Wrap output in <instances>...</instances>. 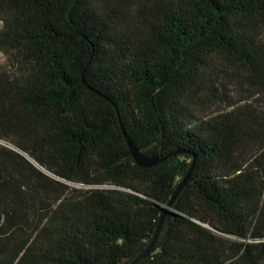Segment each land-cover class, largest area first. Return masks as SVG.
<instances>
[{
    "label": "trees",
    "instance_id": "1",
    "mask_svg": "<svg viewBox=\"0 0 264 264\" xmlns=\"http://www.w3.org/2000/svg\"><path fill=\"white\" fill-rule=\"evenodd\" d=\"M0 54V264L131 263L192 163L137 264H264V0H0Z\"/></svg>",
    "mask_w": 264,
    "mask_h": 264
},
{
    "label": "rangeland",
    "instance_id": "2",
    "mask_svg": "<svg viewBox=\"0 0 264 264\" xmlns=\"http://www.w3.org/2000/svg\"><path fill=\"white\" fill-rule=\"evenodd\" d=\"M235 75L228 73L221 76L216 85V97L203 94L195 100L194 106L199 110L200 116H213L244 105L258 106L257 96Z\"/></svg>",
    "mask_w": 264,
    "mask_h": 264
},
{
    "label": "water",
    "instance_id": "3",
    "mask_svg": "<svg viewBox=\"0 0 264 264\" xmlns=\"http://www.w3.org/2000/svg\"><path fill=\"white\" fill-rule=\"evenodd\" d=\"M124 136H125V140L127 143V146L129 148V151L131 153V156L133 158V160L135 161V163L142 167V168H149L152 166L157 165L159 162H161L163 160V158L161 157H146L143 156L141 154V152L137 149L136 145L134 144V142L127 136L125 129L122 127ZM28 160L33 163L34 165H36L30 158H28ZM193 169V163L191 164L190 169L188 170L187 174L185 175V177L183 178V180L181 181V183L179 184V186L176 188L173 196L171 197V199L169 200V202L163 207V211L161 213L159 222L156 226V229L154 231V233L152 234L150 240L148 241L145 249L143 250V252L137 257L135 258L131 263L129 264H137L139 261H141L142 259L148 257L154 250V246L155 243L157 242V239L159 237L161 228H162V224L163 221L165 219L166 214L168 213V211L172 210L173 206H174V202L177 198V196L179 195V193L181 192L184 184L186 183L187 179L189 178L191 171ZM215 232L225 235V233L217 228L211 227Z\"/></svg>",
    "mask_w": 264,
    "mask_h": 264
},
{
    "label": "built area",
    "instance_id": "4",
    "mask_svg": "<svg viewBox=\"0 0 264 264\" xmlns=\"http://www.w3.org/2000/svg\"><path fill=\"white\" fill-rule=\"evenodd\" d=\"M1 57H2V55L0 54V60H1Z\"/></svg>",
    "mask_w": 264,
    "mask_h": 264
}]
</instances>
